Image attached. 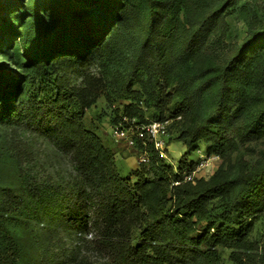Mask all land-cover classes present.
I'll return each mask as SVG.
<instances>
[{
    "label": "trees",
    "instance_id": "16d2710c",
    "mask_svg": "<svg viewBox=\"0 0 264 264\" xmlns=\"http://www.w3.org/2000/svg\"><path fill=\"white\" fill-rule=\"evenodd\" d=\"M86 1L82 13L92 16L64 7L59 32L39 17L32 25L9 23L14 4L0 0V264H225L221 249L232 250L233 264H264V245L252 238L264 217V153L241 162L231 179H219V170L209 180H186L196 162L181 161L175 171L149 146L148 168L135 171L133 181L118 173L113 151L85 122L84 94L95 91L92 85L69 89L57 76L52 96L17 98L22 82L47 81L50 61L97 57L106 71L128 34L136 46L128 74L105 76L106 83L130 92L141 70L153 75L160 107L150 122L171 120L169 137L209 92L203 117L185 123L178 141L191 154L205 145L208 157H224L233 142L264 138V25L217 55L213 40L242 0ZM193 61L195 76L173 83L172 71ZM171 92L182 98L173 102ZM26 133L65 157L68 181L39 178L25 164ZM59 229L68 236L60 238Z\"/></svg>",
    "mask_w": 264,
    "mask_h": 264
},
{
    "label": "rangeland",
    "instance_id": "374dc122",
    "mask_svg": "<svg viewBox=\"0 0 264 264\" xmlns=\"http://www.w3.org/2000/svg\"><path fill=\"white\" fill-rule=\"evenodd\" d=\"M6 1L14 4V7L12 5L11 8L14 13L8 17V22L12 24L23 23L32 25L35 19L39 17L42 26L48 28L57 27V31L63 32L61 24L63 22L64 7H70L71 4L74 5L77 14L84 16V18L92 16L89 10L82 13V4L86 3L87 5L88 3L85 0H20L19 4L14 3L13 0ZM226 21L227 29L225 33L221 34L220 32L213 40L212 48L217 55L222 54L235 44L242 43L252 27L257 28L264 25V0H242L238 6L232 8ZM123 38L127 39L126 42L123 43V39L122 44L113 53L114 62L110 63L106 71L102 66L104 60L97 57L85 61L75 56L71 58L70 65L60 62L54 64V61H50L47 68L49 74L47 81L44 84L39 81L37 85L31 82H22L17 98H19L20 103H24L34 95H42V98L52 96L56 92L52 84L57 76L70 85L69 89L89 88L92 85L95 91L89 95L84 94L85 99H88L90 104V107L85 111V122L89 128L92 126L97 127V133L113 151L118 173L124 178L131 177L133 181H136L133 173L147 169L149 163L143 164L140 162L141 151L137 143L131 146L126 140L116 141L113 131L115 127L123 126L124 134L132 138V129L130 127L132 124L144 125L154 120V113L160 107L158 105L159 92L155 88L153 75L144 70H141L133 80V87L130 92L128 90L118 92L117 89L120 86V82L108 81L106 83L104 80L105 76H115L120 72L121 75L126 77L128 74L136 46L131 44V38H129L128 34L123 35ZM9 40L8 38L6 44ZM16 42L19 44V39ZM57 55L55 54V56ZM198 63H195V61L184 63L179 70L172 71V82L176 83L183 78L195 76ZM11 66L9 64V67ZM114 79L115 77L112 78V80ZM171 97L173 102L178 101L182 98V92H171ZM209 103L210 93H202L199 100L192 104L188 119L183 117L182 121L174 126V131L168 137V152L165 159L168 165L177 171L181 161L185 162L186 159H191L197 163L195 172L187 177L186 180H209L219 170V179H231L238 175L241 162L245 161L252 164L261 156V153H264V138L245 146L238 144L237 141L233 142L225 149L224 157L220 158L208 157L206 155L208 147L205 145L200 146V151L189 153L185 145L178 141L179 130L182 129L185 123H198L207 110ZM128 104H132L135 107V110L130 111L129 114L125 110V106ZM170 108L172 109V105ZM169 116L170 114L167 115V117ZM123 117L129 120L127 125H124ZM21 138V141L25 143V148L30 146L27 150L31 151V155L30 158L26 159L25 164L34 170L35 175L42 179L52 178L55 182L59 180L68 181L71 178L70 164L63 155L57 153L54 146L47 140L35 135L32 136L29 133L21 136ZM234 189L231 190L228 198L234 196ZM59 233H62V235L59 234L60 238L64 236L62 229H59ZM67 236L68 234L64 237ZM252 238L264 245V217L257 223ZM66 241L68 242L69 240L66 239ZM73 245L74 243L64 246L69 249ZM51 246L56 249L61 244L56 241ZM220 251L224 263L233 264L230 258L232 250L221 249Z\"/></svg>",
    "mask_w": 264,
    "mask_h": 264
},
{
    "label": "built area",
    "instance_id": "2783aa9c",
    "mask_svg": "<svg viewBox=\"0 0 264 264\" xmlns=\"http://www.w3.org/2000/svg\"><path fill=\"white\" fill-rule=\"evenodd\" d=\"M124 125L129 123V120L125 117L123 118ZM171 124L169 119L163 121H154L144 125L132 124L130 127L132 129V138H129L122 129L123 126L115 127L113 135L116 141H123L129 145H141V159L140 162L147 164L150 162L149 154L147 148L150 146L159 155L160 158L166 159L168 152V128Z\"/></svg>",
    "mask_w": 264,
    "mask_h": 264
}]
</instances>
